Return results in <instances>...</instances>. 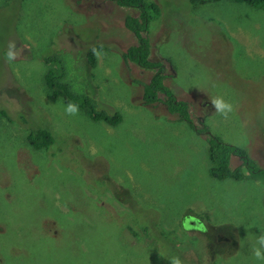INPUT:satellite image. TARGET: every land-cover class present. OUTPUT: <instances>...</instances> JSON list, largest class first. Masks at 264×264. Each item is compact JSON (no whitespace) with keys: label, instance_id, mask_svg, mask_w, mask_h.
<instances>
[{"label":"rangeland","instance_id":"1","mask_svg":"<svg viewBox=\"0 0 264 264\" xmlns=\"http://www.w3.org/2000/svg\"><path fill=\"white\" fill-rule=\"evenodd\" d=\"M142 1L148 58L188 104L197 130L162 104L143 105L141 84L156 70L121 58L137 40L124 20L138 9L109 0H0V110L7 113L0 117V264H169L172 257L264 264L253 255L264 235V175L211 177L205 136L264 170V9L232 0ZM10 42L20 53L14 61ZM94 44L103 48L80 80L119 113L114 127L84 110L66 114L68 104L44 84V58L54 49ZM65 63L70 72L75 62ZM214 97L232 104L227 119L212 107ZM36 126L54 138L46 152L26 141L27 127ZM241 164L232 158V168ZM196 223L201 231L192 230Z\"/></svg>","mask_w":264,"mask_h":264},{"label":"trees","instance_id":"2","mask_svg":"<svg viewBox=\"0 0 264 264\" xmlns=\"http://www.w3.org/2000/svg\"><path fill=\"white\" fill-rule=\"evenodd\" d=\"M114 2L119 7L138 9L137 17H128L124 20V25L136 37V44L131 46L126 53L122 54L121 58L125 66L134 64L143 70L156 69V73L150 78L148 83L141 84L142 86V102L145 106L154 107L158 104L164 105L167 112L171 115H176L180 120L186 121L190 126L194 127L192 118L189 113V106L185 101H179L174 96L172 91L165 85V76L162 74V69L157 62H152L148 58L150 52L149 40L146 37V23L148 17L142 11L144 4L142 0H109ZM222 0H189L192 5L207 4L210 2H220ZM235 2H244L246 4L264 9V0H232ZM147 8L156 9L153 5H148ZM100 44V43H98ZM102 45H91L89 47L72 51L63 49H54L53 54L44 58V63L48 69L44 75V84L47 86L50 94L55 99H62L65 104L69 102L78 105L80 110H84L85 114L94 121H103L111 127L121 123V117L117 111H110L103 108L98 102V96L93 92L89 80H80V77H88V71L95 68L96 57L95 53L101 51ZM85 49L87 52L85 58L82 59L81 51ZM84 51V50H83ZM75 62L69 72L64 70L66 65ZM87 65L90 68H87ZM81 91H79L78 88ZM96 99V102H95ZM107 112V113H106ZM0 117H7L4 110H0ZM43 126L27 127L26 141L33 149L46 150L54 142L52 134ZM209 140L208 158L211 163L210 175L215 179L231 178L234 180H243L246 174L249 175H264V170L256 166L255 162L250 159L245 153L236 147L226 145L217 141L209 134H205ZM239 157L242 164L232 168V158ZM201 224V222L199 223ZM195 224L192 230H200V225ZM190 229L189 226L187 230Z\"/></svg>","mask_w":264,"mask_h":264},{"label":"clouds","instance_id":"3","mask_svg":"<svg viewBox=\"0 0 264 264\" xmlns=\"http://www.w3.org/2000/svg\"><path fill=\"white\" fill-rule=\"evenodd\" d=\"M95 54V49H93ZM19 50L16 49V45L14 42H10L8 44L7 51V59L8 61H14L19 56ZM212 107L215 109V112L222 116L224 119H227L229 114L233 111V106L231 103L226 102L222 97H214L210 101ZM79 111V107L77 104L69 102L67 107L65 108L66 114L76 115ZM206 230V229H205ZM256 242L260 247L253 248V255L257 260L264 261V253H262L261 249H264V235H260L256 237ZM169 264H182V261L179 257L170 258Z\"/></svg>","mask_w":264,"mask_h":264},{"label":"flooded vegetation","instance_id":"4","mask_svg":"<svg viewBox=\"0 0 264 264\" xmlns=\"http://www.w3.org/2000/svg\"><path fill=\"white\" fill-rule=\"evenodd\" d=\"M149 70H153V69H149ZM154 70H156V69H154ZM155 73H156V71H155ZM194 128H195V130H197V127L196 126H194ZM206 133V132H205Z\"/></svg>","mask_w":264,"mask_h":264},{"label":"bare ground","instance_id":"5","mask_svg":"<svg viewBox=\"0 0 264 264\" xmlns=\"http://www.w3.org/2000/svg\"><path fill=\"white\" fill-rule=\"evenodd\" d=\"M148 109V108H147Z\"/></svg>","mask_w":264,"mask_h":264},{"label":"water","instance_id":"6","mask_svg":"<svg viewBox=\"0 0 264 264\" xmlns=\"http://www.w3.org/2000/svg\"><path fill=\"white\" fill-rule=\"evenodd\" d=\"M194 225V224H193Z\"/></svg>","mask_w":264,"mask_h":264}]
</instances>
